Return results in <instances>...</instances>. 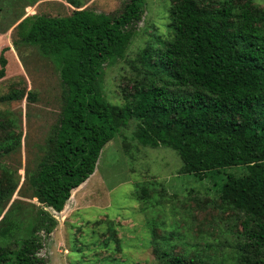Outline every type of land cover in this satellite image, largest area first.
<instances>
[{
  "label": "trees",
  "instance_id": "trees-1",
  "mask_svg": "<svg viewBox=\"0 0 264 264\" xmlns=\"http://www.w3.org/2000/svg\"><path fill=\"white\" fill-rule=\"evenodd\" d=\"M144 1L122 0L116 10L98 12L66 0L69 12L35 15L21 37L57 58L61 107L28 177L40 206L19 212L11 201L19 168L11 160L21 148L22 118L7 104L25 90L9 84L0 95L6 105L0 108V264L46 263L39 255L43 238L57 225L48 209L63 210L105 144L131 122L138 144L176 152L178 174L222 176L213 182V197L195 189L183 196L160 192L159 183L137 189L135 200L151 208L159 264H264V7L255 0H170L171 35H155L156 45L129 62L131 89L114 104L102 92L104 67L125 57ZM6 50H0V79ZM235 166L244 173L222 174ZM194 210L202 220H188ZM175 215L184 222L181 231Z\"/></svg>",
  "mask_w": 264,
  "mask_h": 264
},
{
  "label": "rangeland",
  "instance_id": "rangeland-1",
  "mask_svg": "<svg viewBox=\"0 0 264 264\" xmlns=\"http://www.w3.org/2000/svg\"><path fill=\"white\" fill-rule=\"evenodd\" d=\"M79 1L80 7L98 12L116 10L122 2ZM255 2L264 7V0ZM169 6L170 0H145L143 15L125 57L104 67L102 92L111 103L122 104L123 89L126 92L131 89L133 70L129 62L134 61L142 48L156 45L155 35L163 39L171 35ZM70 7L73 6L66 0H0V50L7 47L0 95L8 91L9 84L25 90L21 100L7 104L17 113L21 110L22 118L21 148L11 160L19 168V182L11 198L19 212L29 209L34 213L40 206L32 195L28 177L45 150V138L61 107L57 58L44 55L36 43L22 42L21 37L35 15H57L69 12ZM4 107L6 105L0 103V108ZM133 123L123 134L105 144L93 173L72 190L62 211L57 213L47 208L57 219V225L43 238L39 255L45 259V264H159L149 232L151 208H145L135 200L137 189L148 183H159L156 190L161 192L163 188L168 194L180 192L179 196H183L195 189L200 194L216 195L213 182H221L222 176L196 180L178 174L181 161L176 152L168 147L138 144L132 138ZM243 173L242 166L222 170L224 175ZM170 206L171 203L166 204V226L171 222ZM194 215L196 220H202L203 214L197 210L188 220ZM175 217L181 231L184 222L178 219L179 216Z\"/></svg>",
  "mask_w": 264,
  "mask_h": 264
}]
</instances>
